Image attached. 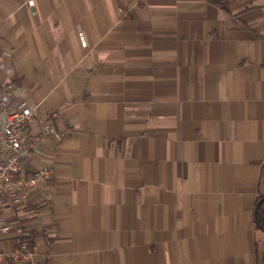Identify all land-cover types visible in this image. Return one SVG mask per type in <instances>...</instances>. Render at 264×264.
Returning a JSON list of instances; mask_svg holds the SVG:
<instances>
[{
  "label": "crops",
  "instance_id": "0c3cea01",
  "mask_svg": "<svg viewBox=\"0 0 264 264\" xmlns=\"http://www.w3.org/2000/svg\"><path fill=\"white\" fill-rule=\"evenodd\" d=\"M225 1L0 0V84L37 111L22 174L52 172L3 198L0 250L264 264V0Z\"/></svg>",
  "mask_w": 264,
  "mask_h": 264
},
{
  "label": "built area",
  "instance_id": "2783aa9c",
  "mask_svg": "<svg viewBox=\"0 0 264 264\" xmlns=\"http://www.w3.org/2000/svg\"><path fill=\"white\" fill-rule=\"evenodd\" d=\"M36 117L37 111L16 97L12 83L0 84V204L6 197L14 202L23 201L27 189L47 182L52 176L48 167L32 175L22 174L23 163L34 145L28 123ZM57 118L56 111L49 112L43 122V136L57 134L53 130ZM0 230L6 232L9 226L0 221ZM33 252L29 240L19 239L14 248L0 250V264H33Z\"/></svg>",
  "mask_w": 264,
  "mask_h": 264
},
{
  "label": "trees",
  "instance_id": "16d2710c",
  "mask_svg": "<svg viewBox=\"0 0 264 264\" xmlns=\"http://www.w3.org/2000/svg\"><path fill=\"white\" fill-rule=\"evenodd\" d=\"M212 2H215L219 5L224 6L226 1L225 0H210ZM264 195H261L257 199V206H256V222L257 224L264 230V199H262Z\"/></svg>",
  "mask_w": 264,
  "mask_h": 264
},
{
  "label": "water",
  "instance_id": "95a60500",
  "mask_svg": "<svg viewBox=\"0 0 264 264\" xmlns=\"http://www.w3.org/2000/svg\"><path fill=\"white\" fill-rule=\"evenodd\" d=\"M262 199H264V197ZM255 218H256V214H255Z\"/></svg>",
  "mask_w": 264,
  "mask_h": 264
}]
</instances>
